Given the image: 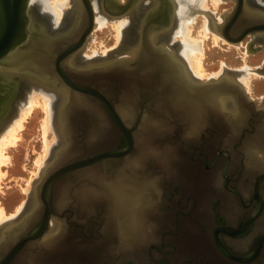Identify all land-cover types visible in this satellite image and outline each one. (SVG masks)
<instances>
[{"label": "flooded vegetation", "instance_id": "flooded-vegetation-1", "mask_svg": "<svg viewBox=\"0 0 264 264\" xmlns=\"http://www.w3.org/2000/svg\"><path fill=\"white\" fill-rule=\"evenodd\" d=\"M95 1L105 16H128L126 28L138 26L137 20L159 2L143 0L141 11L133 7L118 15L116 0ZM79 2L68 1L61 23L50 11H43L42 3L35 4L33 29L55 36L78 32L79 38L68 41L79 42L87 19L85 11L84 20H79ZM245 2L239 18L244 20L247 10L256 9L252 25L257 28L253 34L261 42L260 50L264 47V0ZM176 8L174 0L173 13L168 9L162 15L170 17L167 33L171 36ZM87 41L72 60L83 67L95 65L78 61ZM124 49H130L127 43ZM256 101L242 102L247 121L239 118L237 103L227 102L232 116L216 142L179 149L174 145L168 153L165 149L145 152L144 160L134 158L135 150L101 159L112 149L102 144L94 122L73 124L72 143L55 144L52 163L45 171L56 167L46 175L52 179L50 194H30L18 219L0 228V252L4 256L13 252L5 264H264V97ZM83 111L89 114L91 107ZM7 117L0 116V128ZM121 138L119 149L127 145ZM59 149L57 154L67 159L58 160L55 151ZM38 183L39 179L36 188Z\"/></svg>", "mask_w": 264, "mask_h": 264}, {"label": "water", "instance_id": "water-1", "mask_svg": "<svg viewBox=\"0 0 264 264\" xmlns=\"http://www.w3.org/2000/svg\"><path fill=\"white\" fill-rule=\"evenodd\" d=\"M125 1L116 0L120 8L118 15L133 7L141 11L143 0ZM162 2L165 7L160 6ZM235 2L237 5L233 11L223 17V22H216L215 29L229 42L239 43L256 31L257 28L252 25L256 9L247 10L245 19L240 21L241 9L247 4L245 0ZM173 4L174 0H159L147 9L143 18L137 20L138 26L126 28L123 40L132 46L129 56L110 55L113 58L103 57L96 60L94 66L83 67L72 60L78 55L76 49L85 44L95 26V9L91 0L79 2V20H84L85 11L87 19L84 36L76 43L68 40L79 38L78 32L57 36L36 32L33 29L35 21L30 15L31 0H0V116H8L0 131L15 115L13 108L16 109L24 85L30 81L41 82L47 88L65 86L83 96L99 99L106 107L104 116L119 132L114 150L103 151L101 157L123 156L132 151L134 144L150 148L164 144L162 147L168 150L173 145L179 149L205 141L216 142L225 133V121L232 116L233 110L225 103L227 99L237 102L239 118L247 121L248 113L243 109L242 102H249V97L234 72L226 71L219 78L207 81L197 80L185 61L169 48V38L163 36L172 24L169 14L168 19L162 15L168 9L172 14ZM161 7H164L163 11ZM244 23H247L246 26ZM44 66L47 67V77L35 74V68L39 72ZM179 73L189 82L190 88L183 85ZM121 105L125 108L130 105L128 118H122ZM79 114L74 113L75 116H83ZM122 136L127 145L119 149L117 146ZM55 171L54 168L47 172L37 184L42 186L41 191L34 186L31 194H50L52 179L46 178V175ZM60 174L61 170L57 175ZM12 254L4 256L0 252L3 257L0 264H5Z\"/></svg>", "mask_w": 264, "mask_h": 264}, {"label": "bare ground", "instance_id": "bare-ground-1", "mask_svg": "<svg viewBox=\"0 0 264 264\" xmlns=\"http://www.w3.org/2000/svg\"><path fill=\"white\" fill-rule=\"evenodd\" d=\"M42 1H43L42 2L43 11H45V13H49V11H50V13L51 14L53 13V15L55 16L56 22H58V21L60 22L65 15L64 7L66 6V0H42ZM175 1H176V4L178 1L177 8H176L177 19H176V26H175L176 28L174 27L175 29L172 32V39L175 37V35H178V34H180L182 36L181 37L182 39L180 40V42L178 44H175V43L171 42L172 39H170V36H171L170 34L167 33L163 37L169 38L167 41L169 48L174 53H177L185 61L191 75L194 76L197 80H203V78L207 76V74L205 76V71H204L205 69H203L204 67H203V63H202L203 62L202 56L204 55L203 46H202L203 43H201L202 40H198V39L191 36V32L189 29V22L191 21V19H193V17H195L197 15V13H199V12L203 13L205 15V18H206V20H204L205 21V27H204V33L203 34L205 36H207L208 32L213 33L214 34V40L218 42V40L221 39L222 37L220 36L221 34H219L218 32H215L216 31L215 23L217 20L214 17L213 12H209V10L207 8V2H206L207 0H181V4H180V0H175ZM221 1L222 0H213L215 5H218ZM32 2H33V0H31V5H30V7H31L30 15H32V9H33ZM93 2H94V6H95V11H96L95 27H101L102 28L107 23L108 20H112V22L113 21L115 22V20H119L118 23L117 22H115V23H117L116 24V28L118 31L117 36H118V42L120 43L121 37L124 33L125 25H126V23H128V21L124 20V17H108V16L104 17V16L100 15V10L98 8L97 2L95 0ZM180 5H181V7H180ZM179 17H180V19H179ZM62 22H63V20H62ZM44 34L48 35L49 33L44 32ZM256 40L257 39L254 38L253 42H255ZM249 45L250 44L247 45V51H250ZM239 46H240V43H239ZM129 48H130L129 50L124 49V44L122 42L121 47L116 54L117 55L116 57H118V54L120 55V54H123L124 52H126L128 55H130L131 51H132V46L129 45ZM254 49L257 50V48H254ZM99 58H101V57L87 59V61H85V63H88L89 65L95 64L94 62H97L96 60H98ZM82 63H84V62H82ZM69 64L72 65L70 60H69ZM91 66H94V65H91ZM88 69H91V68H88ZM253 70H254V73H256L259 76L264 75V65L257 67V68L254 67ZM226 71H228V70H225V72ZM225 72H223V73H225ZM244 72H246V71H244ZM45 73L47 74V67L46 66H44L42 68V70L39 72H38V69L35 68V74H38L41 77H47V75ZM223 73L221 72L219 74L217 73L216 75L215 74L211 75L207 79L211 80V79L219 78V76H221ZM234 73H235V75H234L235 78L241 84H243L244 87L249 85V79H250L249 77H243L242 74L240 73V71H238V70H237V72L235 71ZM179 77H180V80L182 81L183 85H185V87H187V88L191 87L189 82L183 78L181 73H179ZM27 83L28 84H25L23 87V94L19 97L21 99V102H18V101L16 102V104L18 103V105H16V106H18V113H17V109H16L17 117H15V119L12 122L10 121V123L6 124L3 127L4 129L2 131H0V183H1V179L4 177V174H5L2 170V166L4 164H6L10 158L9 156H7L6 150L10 146H13V145L15 146L16 143H18V141H19V130L22 131V129L25 128L24 127L25 121L28 120L27 118L30 117L31 113L34 111L35 107L38 105H41L44 108L43 110H45V112H46V118L43 121V124H44L45 146L48 150L50 148L48 145L47 134H48L50 129H53V131L55 132V136L57 138V142L62 147L63 145H69L72 143V139H73V136L75 134L74 131L72 130V128L74 126L73 124H75L77 122L83 123L84 120L93 121L94 122V130H97V132H98L97 134L101 135L102 144L106 143L105 145L108 148L111 147V149L114 150L115 143L118 139L119 132L110 123L108 118L106 116H104V114L106 113V107L101 102L98 101L99 99H95L94 96H92V97H90L88 95L83 96V95H81V93H79L77 91H72V90L70 91V90H68L67 87L63 86L64 87L63 88V87H60L62 85L58 86V84H57V86L60 88H55V86H54V88H52V87L47 88L45 84H42L41 82L39 84V82H37V81L36 82L30 81ZM54 83H55V79H54ZM86 85H89V84H86ZM125 97H127V95H125ZM125 100L126 99H123V101H125ZM203 100H206V99L203 98ZM229 100L230 99L225 100V103L229 102L228 103L229 105H232V103H237L234 100L233 101H229ZM119 102L123 103L122 100H119ZM83 103L86 104V106L89 105V107H91V113L88 114V113H85L83 111L86 107V106H83ZM124 106H122V108L120 110V114H121L122 118H128L130 116L129 112L131 111V108H130V105L126 108ZM95 111L97 112L96 114H95ZM77 112L80 113L79 116L80 115H83V116L82 117L75 116L74 113H77ZM73 115L76 117V119H74ZM1 132H3V133L1 134ZM96 136L97 135L95 133L92 137L93 138L92 140H95L94 138ZM90 139H91V134H90ZM162 146H164V144L158 145L157 147L150 148L149 146L144 145V147H142L141 144H137V145L134 144L132 146V150L133 151L135 150L134 151L135 152L134 158H137L139 160H144L145 157H143V156H144L145 152L146 153H148V152H156L157 153L158 151H160V149H165ZM68 147H70V146H68ZM172 147H171V149H172ZM69 149L67 151H69ZM171 149H168V150L165 149V150L168 153ZM53 150L54 149L52 147L51 152H50V157L48 158V161L43 162V166H42L41 170L39 169L40 172L38 173L37 179L40 180L41 176L43 174H46L45 171L48 168V166L52 160L51 159L52 156L54 155ZM130 151H127V153H125V155L128 154V152H130ZM44 152H46V151H44ZM55 152H56L55 154L58 155L57 156V158H59L58 160L63 161L66 155L63 156L59 153L57 154V152H61V149H59L58 151L56 150ZM65 154H67V153H65ZM68 156H69V154H68ZM74 157H76V156H74ZM42 158H43V156H42ZM101 158L104 159L106 157H101ZM169 158H170V156H167L166 159H169ZM65 159H67V158H65ZM149 159H152V156H150ZM58 165L60 166V163H58ZM64 170H66V169H64ZM34 209H36V208L34 207ZM23 210H24V206H20L17 210L18 213L13 214L12 216L9 217L6 214L4 207H2L0 205V228L2 226H4L5 224H8L9 221H11L15 218H18V216L22 213ZM24 219L21 220L20 223H23V224L26 223V220H24ZM55 221L56 220H54V222ZM56 224H57V221H56ZM23 227L26 229V227L24 225H21V229H23ZM53 229H54V227H53ZM55 230H56V228H55ZM57 230H59V229H57Z\"/></svg>", "mask_w": 264, "mask_h": 264}, {"label": "rangeland", "instance_id": "rangeland-1", "mask_svg": "<svg viewBox=\"0 0 264 264\" xmlns=\"http://www.w3.org/2000/svg\"><path fill=\"white\" fill-rule=\"evenodd\" d=\"M68 1L69 0H66V6L64 8L70 6ZM42 2V0H33L32 7L36 6L35 4ZM206 2L208 10L209 12H213L214 17L217 20L216 22H223V16L232 12L236 3L235 0H222L218 5H215L213 0H207ZM100 15L106 17L101 11ZM122 17H124V20H129L128 16ZM204 18L205 15L199 12L189 22L191 36L198 40H202L201 43H203L204 55L202 56V63L204 67L203 69H205V76L207 74V76L203 78V81L208 80L207 78L209 76L221 72L223 73L225 70H228V72H237L238 70L243 77L250 78L249 87H244L247 96L251 99L260 101L261 98L264 97V75H257L254 73L253 69L254 67L257 68L262 66V63L264 62V47L258 50L261 42L257 40L253 42V33L245 36L244 39L239 42L240 46L239 43L229 42L222 35H220L222 38L217 42L214 40L213 33L208 32L207 36L203 34L205 27L204 20H206V18ZM118 21L119 20H115L117 23ZM113 22L112 20H108L102 28H94L91 32L90 39L86 43L87 49L84 51V55L79 59L81 63L90 58L110 57V55L117 56L116 54L119 51L121 43L123 42V37L125 36L127 23L121 37V42L119 43L117 36L118 31L116 28L117 23ZM181 37L180 34L175 35L171 42H180L182 39ZM248 44H250V51H247ZM254 48H257V50ZM120 56L129 55L124 52L123 54H118V57ZM18 102H21L20 98ZM16 105H18V103ZM41 107V105L35 107L30 117L27 118L28 120L25 121V128H23L22 131L19 130L18 143H16L15 146H10L6 150V154L10 157V161L8 160V164L6 163L2 166V170L5 174L0 183V205L4 207L5 212L9 217L18 213L17 210L20 206H24L25 208L37 180L38 173L40 172L39 169L41 170L43 162L48 161L51 148L53 147L54 149L55 144H59L55 132L53 129H50L47 134L50 149L48 150L45 146L43 121L46 118V112L43 110L44 108ZM16 109L18 113V106H16ZM16 109L14 108L15 115L11 116V122L17 117ZM2 133L3 132H1V134Z\"/></svg>", "mask_w": 264, "mask_h": 264}]
</instances>
